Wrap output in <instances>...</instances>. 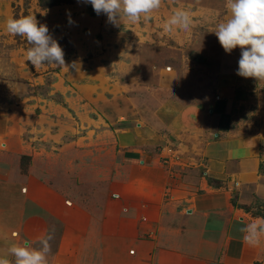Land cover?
Instances as JSON below:
<instances>
[{"label": "crops", "instance_id": "obj_1", "mask_svg": "<svg viewBox=\"0 0 264 264\" xmlns=\"http://www.w3.org/2000/svg\"><path fill=\"white\" fill-rule=\"evenodd\" d=\"M238 88L220 87L207 108L163 102L135 117L82 201L33 166L17 174L0 150V257L54 232L49 264H264V234L253 245L242 231L264 225V90ZM167 149L182 163L164 165Z\"/></svg>", "mask_w": 264, "mask_h": 264}, {"label": "rangeland", "instance_id": "obj_2", "mask_svg": "<svg viewBox=\"0 0 264 264\" xmlns=\"http://www.w3.org/2000/svg\"><path fill=\"white\" fill-rule=\"evenodd\" d=\"M225 4L162 0L149 19L116 26L83 0H0V150L17 174L33 166L67 200L82 201L91 180L110 175L115 134L144 111L163 102L207 108L223 86H238L242 95L264 90V81L237 75L241 49L226 53L213 32L229 18ZM177 10L188 12L190 27L166 31ZM25 15L47 25L66 65L77 69L27 61L26 40L5 30L7 18ZM242 115L245 124L254 117L246 109ZM171 156L167 149L162 163H182ZM180 171L181 179L201 175Z\"/></svg>", "mask_w": 264, "mask_h": 264}, {"label": "clouds", "instance_id": "obj_3", "mask_svg": "<svg viewBox=\"0 0 264 264\" xmlns=\"http://www.w3.org/2000/svg\"><path fill=\"white\" fill-rule=\"evenodd\" d=\"M90 3L97 15L103 13L108 21L118 26L122 21L130 23L147 20L150 14L158 10L162 0H83ZM225 7L229 18L216 26L213 31L224 51L230 54L235 48L241 49L237 75L244 78H255L264 81V0H226ZM69 23H72L69 20ZM187 11L177 10L167 21L166 31L173 27L187 30L190 27ZM5 30L12 36L26 40L27 61L35 68L45 64L57 67L77 69L76 62L66 65L64 51L50 34L47 25L40 24L33 15L19 18L10 17L5 21ZM242 231L246 232L245 240L250 244H258L259 237L264 234V225L250 224ZM54 232H48L39 241L40 247H32L25 242L13 244L9 253L14 261L0 257V264H49L51 241Z\"/></svg>", "mask_w": 264, "mask_h": 264}, {"label": "trees", "instance_id": "obj_4", "mask_svg": "<svg viewBox=\"0 0 264 264\" xmlns=\"http://www.w3.org/2000/svg\"><path fill=\"white\" fill-rule=\"evenodd\" d=\"M39 2L42 6H50L52 4L65 3L68 0H39Z\"/></svg>", "mask_w": 264, "mask_h": 264}, {"label": "built area", "instance_id": "obj_5", "mask_svg": "<svg viewBox=\"0 0 264 264\" xmlns=\"http://www.w3.org/2000/svg\"><path fill=\"white\" fill-rule=\"evenodd\" d=\"M216 98H217V97H216ZM168 152H169V153H173V154H175V156H173V157L171 156V157H170V158H171L170 160L175 161V160L178 159L179 155H178L177 152H174V151H172V150H170V149L168 150ZM168 156H170V155H168Z\"/></svg>", "mask_w": 264, "mask_h": 264}]
</instances>
